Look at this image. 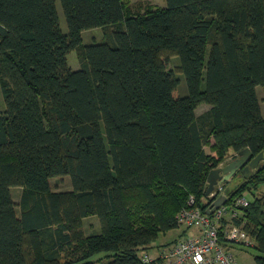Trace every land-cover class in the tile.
<instances>
[{"label": "trees", "instance_id": "1", "mask_svg": "<svg viewBox=\"0 0 264 264\" xmlns=\"http://www.w3.org/2000/svg\"><path fill=\"white\" fill-rule=\"evenodd\" d=\"M127 1L59 0L64 32L56 0H0V264H145L191 196L206 211L211 169L264 150V0ZM240 179L227 203L264 184V160ZM233 222L264 264V192Z\"/></svg>", "mask_w": 264, "mask_h": 264}, {"label": "built area", "instance_id": "2", "mask_svg": "<svg viewBox=\"0 0 264 264\" xmlns=\"http://www.w3.org/2000/svg\"><path fill=\"white\" fill-rule=\"evenodd\" d=\"M224 182H218L207 196L212 202L224 194ZM226 195L225 203L212 213L202 211L195 206L191 196L188 207L181 209L176 218L180 226L193 230L170 244L162 245L154 254L143 250L140 252L145 264H239L231 246H252L253 239L241 225L233 222L241 216L242 208L248 205L245 196L234 198L230 203Z\"/></svg>", "mask_w": 264, "mask_h": 264}, {"label": "rangeland", "instance_id": "3", "mask_svg": "<svg viewBox=\"0 0 264 264\" xmlns=\"http://www.w3.org/2000/svg\"><path fill=\"white\" fill-rule=\"evenodd\" d=\"M127 2H128V8L132 12H142L147 7H153V6L154 7L155 6L164 7L166 5V0H128ZM56 6L59 12L60 27L64 32H66L67 30L66 22L62 14L59 0H56ZM82 37H83L84 43H89L94 40L101 41L103 40V32L101 28L99 27L90 28L83 32ZM176 58H177L176 56L175 58L172 57V60H171L172 65L175 69L178 65ZM67 59H68V64L72 69L79 68L80 64H79L75 51H71L68 54ZM177 76L180 79L179 92L181 95H184L186 93V84H185L184 76L182 73L177 74ZM256 90L258 93V97L260 99L262 115L264 117V87L257 86ZM207 107H208L207 105L201 104L197 107L196 112L201 113ZM3 108H4V100H3L2 92L0 88V109H3ZM206 150L209 152L208 147H206ZM223 163L224 162H222L220 165H222ZM240 180L241 179L239 175H234L228 180L227 186L229 188H233L238 182H240ZM51 184L53 188L62 189V190L70 189L71 187L69 178L66 176L51 179ZM263 192H264V184L259 186V188L257 190H254L253 192H246L244 196L247 199H252L255 195H259L260 193H263ZM12 194L15 200H17L20 195V188L13 187ZM83 228L87 234L91 232L99 231L100 230L99 218L96 215L88 216L87 218L84 219ZM192 232L193 230L186 228L184 226H179L177 228L171 229L166 233L160 234L159 237L153 242L152 246L148 250H145V251H147L149 254H154L158 251L159 247H161L162 245L167 244L169 242H173L174 240H177ZM230 248L233 251L236 257V260L239 264H255L254 262L255 250L253 246L241 247V246L235 245V246H231Z\"/></svg>", "mask_w": 264, "mask_h": 264}, {"label": "water", "instance_id": "4", "mask_svg": "<svg viewBox=\"0 0 264 264\" xmlns=\"http://www.w3.org/2000/svg\"><path fill=\"white\" fill-rule=\"evenodd\" d=\"M251 153L249 149L245 148L238 152L237 156L222 165L210 170L207 176V188L205 195L208 196L209 193L214 189V186L218 182H226L234 175H243L245 178H249L258 166L259 163L264 160V150L258 153L255 157L250 158ZM226 195H228V189H225L224 194L215 199L210 209H206L208 213H212L217 207L225 203ZM243 207L242 209H245Z\"/></svg>", "mask_w": 264, "mask_h": 264}, {"label": "crops", "instance_id": "5", "mask_svg": "<svg viewBox=\"0 0 264 264\" xmlns=\"http://www.w3.org/2000/svg\"><path fill=\"white\" fill-rule=\"evenodd\" d=\"M187 235H189V234H187Z\"/></svg>", "mask_w": 264, "mask_h": 264}]
</instances>
